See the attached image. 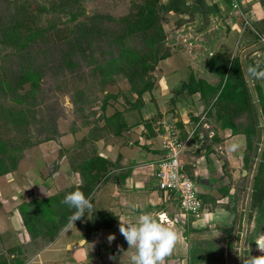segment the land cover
Masks as SVG:
<instances>
[{"label": "crops", "instance_id": "crops-1", "mask_svg": "<svg viewBox=\"0 0 264 264\" xmlns=\"http://www.w3.org/2000/svg\"><path fill=\"white\" fill-rule=\"evenodd\" d=\"M192 1L187 0V3ZM203 1L204 9L210 7L208 12L203 13L210 21L209 24L212 22L215 27L219 25L218 29L224 28L227 36H235L240 45V55L247 53V62H242L244 73L255 69L253 73L258 78L259 73L264 72V0H239L240 6L237 10L232 9L227 0ZM168 16H172L171 23L175 27V31L185 30L187 19L193 18L187 13L169 12ZM187 27L191 28L190 25ZM202 30L203 27L198 29L200 31L198 34L202 33ZM215 32L214 38L217 35ZM178 42L177 46L174 45L172 48V50L175 48L176 51L170 49L171 55L158 62L155 75L163 76L160 78V83L158 79L154 87L145 91L141 95L140 102H134L137 97L135 93L130 96V101L123 95V93L127 94L129 87L125 90L117 89L115 92L104 89L101 100L102 114L99 121L97 119L87 120L81 127L73 126L66 133H58L57 140L39 143L33 146L34 148L24 150L22 152L24 157L21 156L22 158L18 159L16 168L7 173V176H10L6 177L8 187H15V189L11 195L9 194L10 198L0 197L3 202V209H0V236H10L14 238V245L20 246L29 242V235L20 210L22 203L32 199L54 196L56 198L53 199L52 208L56 212H60L63 209L61 201L68 193L72 192L71 189L75 190L82 186L87 188L88 183L85 180L87 178L86 170H89L86 168L87 164L91 166L92 173L96 172V167L98 170L106 168V171L102 170L105 174L94 184L93 190L87 196H91L92 209L86 210L85 215L75 223H70L68 220L58 230L54 238L45 241L40 248H37L36 254L32 255L29 262L23 264H31L36 261L39 262L38 264H74L75 262L84 264L79 257L83 258L85 255V246L87 245L94 252L103 250L106 246H103L102 242L113 233L119 237L115 244L118 252L131 253L132 255L135 249H129L128 243L119 232V217H122L125 222L132 221L134 223L141 211L164 213L169 218L167 222H162L171 225L177 231L178 241L165 263L174 264V259L179 260V257L189 250L188 244L194 235L201 234L207 225L211 228L217 227L220 222L229 219L226 207H214L215 202L224 201L227 195L229 197L232 195L230 194L231 188L221 199L205 200L204 206L207 207V203H212V208L203 209L201 214L192 221L194 217H181L177 200L173 196L167 195L157 185L155 162L166 154V141L168 136L173 133L179 134L184 139L181 152L184 171H189V176L195 181L198 193L203 198L204 196L209 198L210 193L220 190L223 177H227L225 168H223L224 160L220 161L215 157L214 149L201 148L200 146L204 139L201 129L202 115L203 112L207 114L210 103L202 98L199 92L190 94L183 90L176 95L174 94L176 87H171L178 84L180 80H184L180 76L184 75L186 71H188V77L193 74V71H190L193 66L190 65L189 55L187 52L184 53L185 44ZM227 46L222 45L215 51L211 50L209 54L225 50L230 54V58L237 57L234 52L238 46L234 45L233 53L227 49ZM207 73L212 75L215 72L207 70ZM158 84L160 87H157ZM259 85L263 87L261 82ZM254 91L256 94V90ZM105 93L118 94L116 98H108L105 108H103ZM119 93L123 98L121 102L118 101ZM204 103L207 107L201 113ZM106 108H111L108 113ZM114 112H119L117 113L119 122L116 123L117 121L114 120L115 124L107 125L105 120ZM99 115L98 113L97 116ZM147 122L150 123V128H148ZM203 123L204 126H208L205 121ZM219 127H217L216 135L208 137L211 138L210 140L214 139L215 142L219 140L218 147L224 143L225 162L230 173L228 177L233 178L237 168H241L244 164L243 150L246 146V138L243 133H231L230 128L219 129ZM116 129H120L119 132L116 133ZM226 129H229L230 133L220 137L219 130ZM211 132L214 130L212 129ZM260 152L256 158L258 161ZM92 161H96L97 164L92 163L93 165H91ZM21 162L23 170L18 169ZM244 170L246 172V169ZM25 182L28 183L29 188ZM221 189L225 192L224 188ZM23 190H25L23 192L26 193L25 196L22 195ZM30 193L32 195L35 193L34 197ZM14 198L19 199L18 204L13 208L6 207L5 202L9 203ZM205 202H207L206 205ZM213 208L214 210H212ZM7 212L8 215L4 218L5 216L2 214ZM25 212L27 215L30 214L29 207L25 209ZM92 216H95L98 222L102 223L103 221V224L99 226L90 240L79 238L76 240V245L69 240L63 241L62 237L73 226V228H80L84 232V225L79 222L82 220L83 223H86L87 220L92 219ZM8 220L12 224H7ZM68 234L72 235L73 232L70 230ZM74 246L75 249L69 255L61 258L52 256L62 249L71 250ZM112 251H114L113 254L116 253L115 250L112 249ZM186 255L184 258H180V264L182 262L186 264L184 262ZM175 262L179 263V261Z\"/></svg>", "mask_w": 264, "mask_h": 264}, {"label": "rangeland", "instance_id": "rangeland-1", "mask_svg": "<svg viewBox=\"0 0 264 264\" xmlns=\"http://www.w3.org/2000/svg\"><path fill=\"white\" fill-rule=\"evenodd\" d=\"M14 1L17 0H0V13L5 14L6 12L9 13L13 10L15 5ZM135 1L138 0H73L68 2L67 5H63L64 8L63 6H60L62 5L60 0H18V2L24 3L27 7V14L32 17L37 26L42 27L43 32L38 36V39L31 41L26 48H23L22 53L13 49L9 44H3L1 42L2 33L0 29L1 75H3L4 78L13 79L18 64L25 61V56L30 55L35 62V66H41L43 76L39 83V87H36L33 92H30L28 84L19 87L15 92L5 87H0V139L6 141L12 146H24L25 144H32L36 142V140L41 141L40 143H44L49 141H44V138L53 134V132L51 133L49 130L51 129L52 123L53 125L56 124V130L58 133H66L68 130H71L73 126L81 127L82 124L87 122V120L94 121L97 119V121H99L102 114L101 100L103 95L100 87H105L106 90L115 92L117 89H127V87H129L128 82L120 75H117L115 81L101 85L100 76H96V74L92 72V63L85 60L83 56L78 57V66L73 69L58 65L59 62L56 60L59 59L60 49H63L65 45V38L68 37L72 40L73 36H75V33L72 31H70L68 36L67 28H70L71 30L75 29L80 22L92 25L95 24L99 29L98 31L92 32L84 37L86 39L85 42H83V46L86 47L84 54L90 55L92 59H97L101 56L107 57L111 56L112 53H116L117 48L114 46L115 44L113 45L112 43L114 36L113 31L119 29L121 17L135 9V7H133V2ZM38 6H44L45 9H39ZM81 10L83 12L78 15L76 20H69L70 12ZM203 13H195V15L192 16L193 18L187 19L188 23H185V30L179 29L177 31H175V27H173L171 23L172 16H168V21L163 24L167 33L165 44L171 50L174 45L177 46L178 41L185 44L186 49L183 51L184 53L187 52L189 55V61L191 62L190 65L193 66V69L190 70L193 71L192 75L204 78L209 83L212 82L213 84H216L219 82V75H216L215 73L210 75L207 73L208 68L206 59L210 56L209 53L211 50L215 51L222 45H228L227 49L233 53L235 45L238 46V48L234 53L238 58L241 56L239 59L241 63H244L245 61L247 62L248 56H246V52L240 55V45L235 36H227L224 28L218 29L219 25L215 27L212 22L209 24L210 21H208V18L206 19L207 16ZM187 25H190L191 28H188ZM201 27H203V30L201 31L202 33L198 34V32H200L198 29L200 30ZM214 31H216L215 35L217 34L215 38L213 37ZM233 32L236 33V31ZM125 44L132 47L142 46L140 36L137 33L128 36L125 39ZM172 51L175 52V48ZM32 64L34 65L33 62ZM243 67L244 66H242V68ZM8 74H10L11 77H8ZM162 77V75H155V83L158 82V79L160 83V78ZM180 77L187 81L189 78L188 71ZM244 77L250 89L249 91L252 93V98L257 103V94H255L254 87L255 84L261 82L264 92V76L259 75L257 78L253 72L249 71L244 73ZM157 87H160L159 84ZM171 87H178V84H174V86L172 85ZM218 93L219 92L217 91V95ZM126 96L127 94L125 97ZM16 98L19 100H14ZM118 99L120 102L123 100L120 93ZM206 101L209 102V99ZM262 104L263 103L260 104L258 102L259 107ZM207 105H205V103L203 104L201 113L206 110ZM111 108H106L107 113ZM17 111L24 113L27 119L26 125L23 126L22 122H10L12 113L16 114ZM98 113L100 114L99 116H97ZM252 113H254V115ZM202 116L201 129L204 134V141H202L200 146L201 148H204L206 144L209 149H214L215 157L220 159V161L224 160L223 168H225V175H227V177H223L220 190L213 191L210 193L209 198L204 199L206 201L209 199H221L230 188V194L232 195L230 197L228 195L227 197L225 196L226 198L224 201L220 200L218 203L215 202L216 205L214 207H226L228 209L227 216L229 215V219L220 222L217 227L211 228L208 225L205 226L206 229L201 232V234L194 235V238L190 241L188 247L197 241V245L201 246L202 250L203 247L204 249L206 248L209 250V252H201L204 258H201L202 260L199 261L200 264H244L243 257L261 255L254 241L257 236L261 235V233L264 234V225H261V228H257V226H260L257 224L260 219L259 209L256 207L251 210L252 212L250 216L252 179L258 168L257 163L259 162L256 158H258V152L264 147L263 118L260 116L259 112L255 113L252 109L251 111H249V109L244 110L236 118L239 127L249 124L252 119L253 122L257 121V127L253 132L254 145L249 152L250 156H248V162L247 164H243L241 168H237L235 176L232 178L228 177L230 173L228 172L229 168L225 162L226 152L224 143H221V147H218V142L220 141L216 140L215 142L214 139L210 140L211 138L208 137L210 135L213 137V135L218 133L217 127L220 126L219 121L213 110H211L210 114L203 112ZM204 121L208 126H204ZM25 128L28 131H26ZM220 128L222 127L220 126L219 129ZM212 129L214 132H211ZM219 131L221 132L219 134L221 135L220 137H223L222 135H225L226 133H230L229 129ZM220 140L222 141V138H220ZM33 146L28 148L25 147L26 149L24 148V150L34 148ZM243 151L245 152V149ZM21 156L24 157V153H22ZM179 156L182 158L183 155L181 154ZM17 157L18 159L22 158L19 154ZM21 164L22 162L18 169H22ZM242 168L246 169L245 173H243L244 169L240 170ZM186 172L189 175V171ZM6 177L10 176H7V174L6 176L5 174L0 175V189L3 191H1L2 193L0 192V197L6 196L8 199L13 193L12 191H14L15 187H8L9 184L6 182ZM25 185L28 187V183L25 182ZM221 188H224L225 192H223ZM23 192H25V190L22 191V195L25 196L26 193ZM5 193L6 195H4ZM34 195L35 193L32 197H34ZM18 202L19 199L14 198L9 203L5 202V205L6 207L10 206V208H13ZM206 203L207 202H205V205ZM211 204L212 203H207V207L204 206L203 209L212 208ZM214 208L212 210H214ZM0 209H3L1 198ZM2 215L6 218L8 212L3 213ZM195 219L196 218L192 221ZM8 223L12 224L10 220L7 221V224ZM40 223L42 224L37 225L38 229L42 230L47 227V225L43 223V220H41ZM79 223L82 225V220H80ZM73 227L66 231L67 234H64L62 239L64 242L69 240L76 245V240L79 238L86 239L87 230L85 229L83 232L82 229H76ZM70 230L73 232L72 235L68 234ZM115 237V240L111 244L108 242V237L104 239L102 245L106 247L100 251H91L86 245L84 248L86 250L85 255L83 258L79 257L80 261L84 264H131V253L118 252L115 244L119 240V237ZM200 243L202 245H199ZM10 247H14V238L1 235L0 258L9 259L10 256H12L8 250ZM19 247L21 250L19 254L24 263L29 262L32 255L36 254L38 248L33 244L31 245L28 241L26 244H22ZM74 249L75 246L72 247L71 250L62 249L60 252L52 254V256L61 258L62 256L72 253ZM112 249L115 250L116 253L113 254ZM188 253L189 250L186 252L187 255L184 253L183 256L179 257V260L174 259L175 261H179V263L174 261V264H180V258H184L185 255L184 262L190 264ZM49 255L51 256V254ZM38 263V261L31 262V264ZM77 263L75 262L74 264ZM182 264L184 263L182 262Z\"/></svg>", "mask_w": 264, "mask_h": 264}, {"label": "trees", "instance_id": "trees-1", "mask_svg": "<svg viewBox=\"0 0 264 264\" xmlns=\"http://www.w3.org/2000/svg\"><path fill=\"white\" fill-rule=\"evenodd\" d=\"M60 1L62 5H60V2L59 5L62 7L73 0ZM14 4L13 10L9 13L6 12V15L0 13V29L2 33L1 42L3 44H9L13 47V49L23 53L22 49L26 48L31 41L38 39V36L43 31L42 27L37 26L32 17L27 14V7L24 3L18 2L17 0L14 1ZM203 5V0H193L191 3H187V0L135 1L133 2V7H135V9L127 15L122 16L119 29H115L113 31L114 36L112 43L113 45L115 44L114 46L117 48L116 53H112L111 56L107 57L101 56L97 59H92L90 55L84 54L86 49V47L83 46V42L86 40L84 37L92 32L98 31L99 29L95 24L92 25L80 22L75 29L71 30L70 28H67L68 36L70 31L75 33V36H73L72 40L68 37L65 38V45L63 49H60L59 59L56 61L59 62L58 65L68 69H73L78 66V57L83 56L85 60L92 63V72H94L96 76H100L101 85L107 82L115 81L117 75H120L129 84V89L127 91V96L129 97L126 96V99L130 101V96L132 93H135L137 97L134 102H140L141 95L155 85V70L158 62L171 55L170 48L165 44L167 33L163 25L168 21L169 12H174L176 14L187 13L190 16H193L197 11L206 13L210 10V7L206 8V6L205 8L207 10L204 9ZM38 7L39 9H45L44 6ZM82 12V10L70 12L69 20H76L78 15ZM135 33L140 36L142 46L132 47L130 45H126L125 39ZM24 60L25 61L18 64L16 69L17 71L15 72L13 79L4 78V76L1 75L0 67V87H5L13 92L17 91L19 87H23L25 84L29 85L30 92H33L36 87H39V83L41 82L43 76L41 66H35V62L30 55L25 56ZM206 63L208 70L219 75L220 79L218 83L212 84L204 78L195 77L190 74L187 81H179L178 87L174 90V94L178 95L183 90H186V92L190 94L199 92L202 98L206 100L209 99L210 107L207 114H210L211 110H213L222 128H230L233 133H243L245 135L246 146L243 159L244 164H247L248 156H250L249 152L254 145L253 132L257 127V121L253 122L252 119L249 124L239 127L236 118L244 110L249 109V111H251L252 109L255 113L259 112L264 122L263 89L259 84H255L254 88L257 94L256 103L252 98V93L249 92L250 89L244 77L241 61H239L238 57L230 58V54L225 50L213 52L206 59ZM8 77H11V75L8 74ZM100 88L101 91L105 89V87ZM217 91L219 92L218 95ZM117 94L118 93H105L103 108H105V102L108 98H116ZM123 95L125 96L126 94L123 93ZM14 100L18 101L19 99L16 98ZM258 102L260 104L263 103L260 106L261 108L258 106ZM117 113L119 112L112 113L111 116L105 120V123L107 125L115 124L114 120L118 123ZM252 114L254 115V113ZM10 122H22V125L24 126L27 124V119L23 112L17 111L16 114L12 113ZM146 124L148 128H150V123L147 122ZM49 130L51 133L53 132V134L44 138V141L52 139L56 140L58 136L56 124L53 125L52 123L51 129ZM119 130L120 129H116V133L119 132ZM40 142L41 141L36 140V142L32 144L12 146L6 141L0 139V175L7 174L16 168L18 161L17 155L19 154L21 157L25 147L28 148L33 145H37ZM205 147H207V145H205ZM102 161H104V159H102ZM92 163L97 164L96 161L90 162L91 165H93ZM257 166L258 168L252 179L250 216L252 212L251 210L257 207L260 212V219L257 222L260 226H257V228H261V225H264V147L260 152V159ZM90 167L91 166L87 164L86 168L89 169L86 170L87 178L85 179L88 183L87 188H83V186L80 187V190L86 197L90 195L94 184H96L105 174L102 170L106 171V168L98 170L96 167V172L92 173L90 171ZM71 190L74 191L73 189ZM199 197L202 202L203 210L205 196L203 198V196L199 194ZM54 198L56 197L52 196L43 199H32L31 201L20 205L23 223L29 235V242L31 245L33 244L38 248H40L45 241L54 238L58 230L68 222L69 217L75 211V209H71L68 205L63 204L61 201L63 209L60 212H56L52 208ZM27 207L31 210L29 215L25 212ZM41 220H43V223L47 225V227H45L46 229L43 228L44 230H40L37 227L38 224H42L40 223ZM102 224L103 221L102 223L98 222L95 216H92V219L83 223L84 228L87 230L86 239L90 240ZM199 245L202 244L200 243ZM8 250L12 256H10L9 259L0 258V264L24 263L19 254L21 251L19 246L14 245V247H10ZM202 251L209 252V250L206 248L204 249V247L202 250V247L197 245V241L190 245L188 253L190 264H200L199 261L202 260L201 258H204L201 253Z\"/></svg>", "mask_w": 264, "mask_h": 264}, {"label": "clouds", "instance_id": "clouds-1", "mask_svg": "<svg viewBox=\"0 0 264 264\" xmlns=\"http://www.w3.org/2000/svg\"><path fill=\"white\" fill-rule=\"evenodd\" d=\"M250 72L254 70L250 69ZM259 75L264 76V72ZM62 203L75 209L69 217L70 223L81 219L86 210L93 207L91 196L86 197L79 187L68 193ZM119 220L120 234L128 243L129 249H135L130 257L131 264H165L166 258L172 254L178 241V233L171 225L162 222L158 213L148 211H141L134 223L125 222L122 217H119ZM115 238L113 234L107 239L111 244ZM254 242L261 255L243 257L244 264H264V234L257 236Z\"/></svg>", "mask_w": 264, "mask_h": 264}, {"label": "built area", "instance_id": "built-area-1", "mask_svg": "<svg viewBox=\"0 0 264 264\" xmlns=\"http://www.w3.org/2000/svg\"><path fill=\"white\" fill-rule=\"evenodd\" d=\"M231 8L239 9V0H228ZM246 22V21H245ZM184 139L179 134H170L166 141V154L155 162L156 181L159 189L177 200L180 215L198 217L202 212V202L195 181L184 171L179 155L183 149ZM167 222L164 213L159 214Z\"/></svg>", "mask_w": 264, "mask_h": 264}, {"label": "water", "instance_id": "water-1", "mask_svg": "<svg viewBox=\"0 0 264 264\" xmlns=\"http://www.w3.org/2000/svg\"><path fill=\"white\" fill-rule=\"evenodd\" d=\"M243 173H245V170L243 171ZM112 252H114V251H112Z\"/></svg>", "mask_w": 264, "mask_h": 264}]
</instances>
